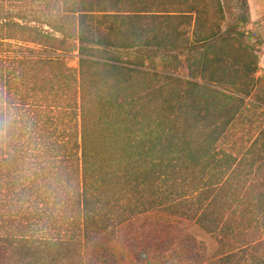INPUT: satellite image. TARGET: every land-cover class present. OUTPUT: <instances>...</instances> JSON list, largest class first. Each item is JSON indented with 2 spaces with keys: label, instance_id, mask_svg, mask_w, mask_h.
I'll list each match as a JSON object with an SVG mask.
<instances>
[{
  "label": "trees",
  "instance_id": "obj_1",
  "mask_svg": "<svg viewBox=\"0 0 264 264\" xmlns=\"http://www.w3.org/2000/svg\"><path fill=\"white\" fill-rule=\"evenodd\" d=\"M239 9L0 0V264H264V176L237 211L264 142L227 149L264 46Z\"/></svg>",
  "mask_w": 264,
  "mask_h": 264
},
{
  "label": "rangeland",
  "instance_id": "obj_2",
  "mask_svg": "<svg viewBox=\"0 0 264 264\" xmlns=\"http://www.w3.org/2000/svg\"><path fill=\"white\" fill-rule=\"evenodd\" d=\"M222 2L225 6L228 20L240 11L239 0H222ZM246 13H247L246 27L256 31L259 35H261L264 38V0H247ZM253 45L255 46L256 54L258 56L257 77L260 78L258 89L255 96H259L260 99L259 100L256 99L255 96L246 99L247 103H250V105L252 104L250 106V109L254 108V111H256V113H254V111L247 112V117L249 118V120H251V122H254V125L252 127L251 124H247L246 126L241 127L236 132V137L233 138L232 140L235 142V145L227 147V149H229V151L235 155V158L237 159V163H240L241 159H244L246 155H247L246 158L250 160L251 155L249 156V154H247V151H249L248 149L252 141L255 138H257V136H259L260 144L255 145L256 146L255 148L259 149L261 144L264 142L263 139L264 135L262 134L264 132V46L255 42L253 43ZM68 63L70 66L74 68L77 67V61L74 59L69 60ZM261 130H263L262 133L260 132ZM253 147H251V149ZM259 166L262 167L260 172L256 171L255 173H252L250 177L246 179V183L244 184L243 191L240 192L239 199L241 200V202L238 204V207H240V209L237 210L238 212H242L243 209L245 210L246 208L250 209L247 203L249 199L254 198L253 197L254 193H251L249 197L248 195H246V191L249 189L253 190L254 184L258 186V189H260L261 187L260 186V184H262L261 180L263 179L264 176V163L260 164ZM243 168L244 166L242 167V170ZM243 200H244V205H246L245 207L243 206L242 203ZM250 229L255 232L256 236H258V234L259 235L264 234V214H261L259 216V220L255 224H253V226ZM190 232L197 238V240L206 243L208 247L207 254L209 256H214V255L216 256L222 252H227L229 250V247L222 246L223 243L217 237H213L206 234L204 231H202L200 228H198L193 224L190 228ZM232 238L233 237H230V240Z\"/></svg>",
  "mask_w": 264,
  "mask_h": 264
}]
</instances>
